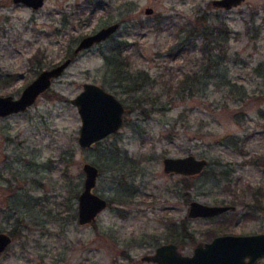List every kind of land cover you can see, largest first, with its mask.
Wrapping results in <instances>:
<instances>
[{
  "label": "rangeland",
  "instance_id": "374dc122",
  "mask_svg": "<svg viewBox=\"0 0 264 264\" xmlns=\"http://www.w3.org/2000/svg\"><path fill=\"white\" fill-rule=\"evenodd\" d=\"M211 1L44 0L32 9L0 0V95L18 97L41 70L71 58L26 110L0 117V231L12 236L0 264H151L140 257L164 242L191 254L217 234L264 231V0L229 9ZM219 19L231 31L228 54L209 78L190 33ZM112 22L113 35L74 52ZM179 41L187 51L177 52ZM113 50L127 57L139 90L124 74L115 79L106 61ZM184 72L196 74V88L168 92ZM84 82L124 106L120 128L87 148L69 102ZM187 154L207 160L199 174L163 171L164 156ZM84 162L99 168L93 191L107 200L89 225L77 223ZM190 200L235 209L189 218Z\"/></svg>",
  "mask_w": 264,
  "mask_h": 264
},
{
  "label": "water",
  "instance_id": "95a60500",
  "mask_svg": "<svg viewBox=\"0 0 264 264\" xmlns=\"http://www.w3.org/2000/svg\"><path fill=\"white\" fill-rule=\"evenodd\" d=\"M32 9L43 6L44 0H12ZM243 0H212V5L229 9ZM146 14L152 12L151 7L144 9ZM119 28L118 22L106 24L96 31L83 36L74 52L87 49L90 46L104 41L113 35ZM71 62L67 57L62 62L41 70L21 91L18 97L0 95V117L26 110L38 96L46 91L52 81L60 76ZM69 102L75 106L80 117L81 125L77 141L83 148L120 128L123 122V103L111 92L94 82H84L82 89ZM207 165L203 157L193 154L184 156H164L162 167L165 173L174 172L182 175L200 173ZM84 179L83 187L77 196V222L87 224L95 220L96 215L106 206V200L92 191L99 175L95 164L84 162L82 165ZM230 204H208L191 200L187 207V216L209 217L218 215L227 210H233ZM11 236L0 231V253L11 243ZM142 260L154 264H256L264 258V231L244 234H218L209 241L197 242L191 254L182 253L176 243L166 242L157 246L152 254L141 257Z\"/></svg>",
  "mask_w": 264,
  "mask_h": 264
},
{
  "label": "trees",
  "instance_id": "16d2710c",
  "mask_svg": "<svg viewBox=\"0 0 264 264\" xmlns=\"http://www.w3.org/2000/svg\"><path fill=\"white\" fill-rule=\"evenodd\" d=\"M230 33V28L224 19H219L218 22L217 20H211L207 23L204 21L199 22L197 29L196 27H192L191 29L190 34L193 35V39L199 38L200 40L199 52L203 55L206 53V71L208 74L213 72V75H208L209 78H212L213 76L217 77V75L219 76L218 69H220V61L225 59L228 54V41L230 39ZM176 50L179 53L185 52V50L187 51V49H185L184 41L176 42ZM119 51L115 52V50H113L110 56H106L107 66L111 68L115 79L124 74L123 80H128L129 82L132 81L131 88L133 90H139L142 84H139L137 79L133 77V74L127 71V65L124 63L127 57L120 58L119 56L122 53ZM138 74L139 72H137V76ZM221 76L220 78L222 79L225 75L221 74ZM197 79L198 78L195 73L191 76L188 72H184L176 79V81L169 83L168 92L176 93V96L186 93V91L190 92L193 88H196L198 84ZM171 99L172 97H170V100ZM257 195L262 197V194L257 191L254 193L255 199H257Z\"/></svg>",
  "mask_w": 264,
  "mask_h": 264
},
{
  "label": "flooded vegetation",
  "instance_id": "af4514ba",
  "mask_svg": "<svg viewBox=\"0 0 264 264\" xmlns=\"http://www.w3.org/2000/svg\"><path fill=\"white\" fill-rule=\"evenodd\" d=\"M102 27V26H101ZM99 29V28H98ZM94 32V31H93ZM99 169V168H98ZM168 174H177V173H174V172H170V173H168ZM199 174V173H198ZM177 175H181V176H186V175H182V174H177ZM195 175H197V174H195ZM195 175H189V177H193V176H195ZM96 184V183H95ZM191 186V183L189 182H185V184H184V187L185 188H187V187H190ZM83 187V186H82ZM92 191H93V189H92ZM94 192V191H93ZM80 193V192H79ZM186 195V194H185ZM78 196V195H77ZM103 198V197H102ZM105 199V198H104ZM106 200V199H105ZM191 201V200H190ZM189 201V202H190ZM188 202V203H189ZM230 205H233V204H230ZM106 206H107V200H106ZM105 206V207H106ZM235 206V205H234ZM104 207V208H105ZM188 207V206H187ZM235 209V208H234ZM233 209V210H234ZM103 210V209H102ZM227 211H231V210H227ZM224 212H226V211H224ZM224 212H222V213H224ZM78 213V212H77ZM222 213H220V214H222ZM220 214H218V215H220ZM98 215V214H97ZM97 215H96V218H97ZM218 215H215V216H218ZM186 216H187V212H186ZM215 216H209V217H215ZM188 217V216H187ZM96 218H95V220H96ZM189 218H192V217H189ZM203 218H205V217H203ZM207 218V217H206ZM94 220V221H95ZM94 221H92V222H94ZM92 222H90V223H87V224H80V225H89V224H91ZM78 223V222H77ZM79 224V223H78ZM179 232L183 235V237H184V240H186V241H188L190 238H191V235H192V233L191 232H189L188 230H187V228L186 227H184L183 229L181 228V230H179ZM226 233H229V232H225V233H221V234H226ZM9 234V233H8ZM233 234H236V233H233ZM10 235V234H9ZM218 235V234H217ZM11 236V235H10ZM215 236V235H214ZM213 236V237H214ZM11 238H12V236H11ZM12 242V241H11ZM169 242H173V241H169ZM164 243H166V242H164ZM175 243V242H174ZM162 244V243H161ZM160 245V244H159ZM159 245H157V246H159ZM177 245V244H176ZM9 246V245H8ZM7 246V247H8ZM156 246V247H157ZM6 247V248H7ZM155 247V248H156ZM5 248V249H6ZM155 248H154V250H155ZM4 249V250H5ZM154 250L152 251V252H150V253H147V254H152L153 252H154ZM144 255H146V254H144ZM144 255H142L141 257H143ZM127 256H128V254H127ZM140 257V259L142 260V258ZM143 261H145V260H143ZM146 262H149V263H151V264H154V263H152V262H150V261H146Z\"/></svg>",
  "mask_w": 264,
  "mask_h": 264
}]
</instances>
